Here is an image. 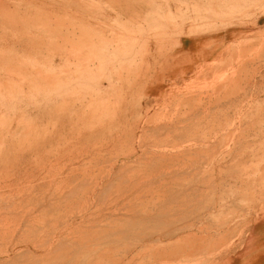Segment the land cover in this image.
Instances as JSON below:
<instances>
[{
  "label": "rangeland",
  "instance_id": "374dc122",
  "mask_svg": "<svg viewBox=\"0 0 264 264\" xmlns=\"http://www.w3.org/2000/svg\"><path fill=\"white\" fill-rule=\"evenodd\" d=\"M260 14L264 0H0V264H216L238 248L264 209ZM248 24L154 77L185 26Z\"/></svg>",
  "mask_w": 264,
  "mask_h": 264
},
{
  "label": "crops",
  "instance_id": "0c3cea01",
  "mask_svg": "<svg viewBox=\"0 0 264 264\" xmlns=\"http://www.w3.org/2000/svg\"><path fill=\"white\" fill-rule=\"evenodd\" d=\"M251 1L257 2L258 0ZM180 10L182 11V9ZM187 15L189 18L194 14L188 13ZM164 16L162 14V17ZM263 23L264 14H260L254 24L259 26ZM187 29L188 27L185 26L175 46L166 49V53L164 52L163 55L155 54L153 59L156 67L155 78L160 80L174 78L181 71L192 72L198 64L209 62L217 57L227 42L237 38L243 32L254 30L255 27L252 24L230 25L223 29H214L199 34H188ZM165 46L167 45L165 44ZM155 53L157 52L155 51ZM158 64L159 66H157ZM153 86L154 91L165 89V85L161 81ZM250 221L241 245L216 264H264V209Z\"/></svg>",
  "mask_w": 264,
  "mask_h": 264
}]
</instances>
